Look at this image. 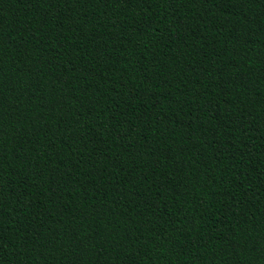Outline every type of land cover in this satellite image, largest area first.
<instances>
[{
    "label": "trees",
    "instance_id": "obj_1",
    "mask_svg": "<svg viewBox=\"0 0 264 264\" xmlns=\"http://www.w3.org/2000/svg\"><path fill=\"white\" fill-rule=\"evenodd\" d=\"M0 264H264V0H0Z\"/></svg>",
    "mask_w": 264,
    "mask_h": 264
}]
</instances>
